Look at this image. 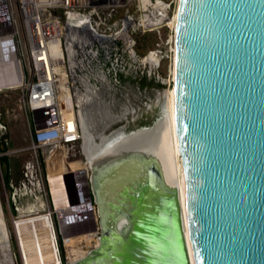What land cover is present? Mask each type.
<instances>
[{
	"label": "water",
	"instance_id": "1",
	"mask_svg": "<svg viewBox=\"0 0 264 264\" xmlns=\"http://www.w3.org/2000/svg\"><path fill=\"white\" fill-rule=\"evenodd\" d=\"M175 15L179 162L151 133L164 108L122 130L88 178L98 243L61 264H264V0H177Z\"/></svg>",
	"mask_w": 264,
	"mask_h": 264
},
{
	"label": "built area",
	"instance_id": "2",
	"mask_svg": "<svg viewBox=\"0 0 264 264\" xmlns=\"http://www.w3.org/2000/svg\"><path fill=\"white\" fill-rule=\"evenodd\" d=\"M176 1L0 0V92H22L32 141L54 156L91 135L90 110L120 89L136 61L131 35L137 25L155 28L156 18L172 16ZM36 113L42 115L33 118ZM7 136L0 117V156L9 152ZM88 178V199L57 198L58 207L51 199L65 245L76 236L87 239V233L94 235L87 241L97 240Z\"/></svg>",
	"mask_w": 264,
	"mask_h": 264
},
{
	"label": "rangeland",
	"instance_id": "3",
	"mask_svg": "<svg viewBox=\"0 0 264 264\" xmlns=\"http://www.w3.org/2000/svg\"><path fill=\"white\" fill-rule=\"evenodd\" d=\"M174 8L175 4H172L169 16ZM131 36L136 61L131 70L125 73L120 89L90 110V130L93 132H90L91 139L86 144L87 149L91 148L94 142H99L102 135L117 130L128 131L138 125L148 124L159 114V109L164 108L166 111L167 95L172 87L173 31L166 22L152 29H146L139 23ZM151 50L158 54L159 59L153 64L143 60ZM139 80L144 82V87L139 86ZM21 96L19 89L0 92V117L7 125V157L10 160L8 184L3 180L4 167L0 162V212L5 219V231L8 235V240L0 237V264H22L12 225L13 218L29 213H47L49 210L57 234V215L53 213L50 195L53 191L50 193L48 183L51 173L56 174L57 163L64 172L66 171L64 182L67 185L68 197L74 200L77 197L76 191L78 194L87 189L84 176L79 173L76 178L72 171L74 169L78 173L77 168H81L86 159L83 141L61 149L59 157L49 154L48 148L45 149L32 141L26 123V109L21 105ZM41 115L33 114V118ZM53 186L54 184H51V187ZM61 186L63 187V184ZM63 193L67 197L64 190ZM91 216L90 223L94 224L95 215L92 213ZM87 235L94 236L92 233ZM57 238L58 251L64 261L70 259L72 250L84 252L95 244V241L76 236L71 240L72 245L69 247L63 244L58 234Z\"/></svg>",
	"mask_w": 264,
	"mask_h": 264
},
{
	"label": "bare ground",
	"instance_id": "4",
	"mask_svg": "<svg viewBox=\"0 0 264 264\" xmlns=\"http://www.w3.org/2000/svg\"><path fill=\"white\" fill-rule=\"evenodd\" d=\"M175 10H176V5H175L172 16L167 19L163 20L161 18H156L154 24L155 23L157 24L155 25V27L159 25L160 23H162V21L166 20V25L171 27L173 31L174 25H175V19H176ZM140 24L141 26H145L144 22H141ZM143 60L149 61V63H152V64L156 63L159 60L158 54L154 50H151L147 53L146 57H144ZM172 75H173V68H172ZM165 112H166L165 118L163 120L158 121L156 125L157 126L156 129L153 130L151 133L156 135L157 129H159V134H163V137L168 144V149L171 155V163L174 162V160H177L179 162V152H178L179 149H178L176 130H175L174 100H173V88L172 87L170 88L168 95H167V108ZM125 134L126 133H124L122 130H119L111 134L102 135L100 137V141L97 143L94 142L91 148H88V149L86 148V144L88 143V140L91 139L90 138L91 135L84 134L82 146H83L86 159L84 162H82L83 166L81 168H77V170L79 169L78 173L74 171V169L72 170L76 175L75 177L77 178L79 176V173H81L85 179L89 177V170L92 169V172H93L97 164L101 162L102 159H105L106 156H108L109 152L110 154H112L113 149L111 148L119 144L120 139L125 138L124 137ZM59 153L60 152L56 154L57 157H59ZM58 160L61 161L60 159ZM97 160H99V162L96 163L95 161ZM55 169H56V174H54L55 172L51 173V176L48 179V183L50 186V193H51V190L53 191V193H51V197L54 201L55 206L58 207L59 206L57 203L59 202L58 199L61 200L62 197L64 196L66 197V195L63 193V190L66 192L67 197L69 195H68V191L66 188L67 185L64 182L65 181L64 176L66 175L65 173L66 171L65 172L63 171L59 163H57V168ZM51 184H54V186L51 187ZM61 184H63V187L61 186ZM179 186H180L181 198H182V203H183V192H182L183 188H182L181 178L179 179ZM59 190H62V191L59 193ZM77 196L78 197H75L74 200L70 197L68 198L69 200L73 202H75L77 198L79 200L83 197L87 198L86 190L78 193ZM86 201H87L86 199L83 200V202H86ZM89 208L92 214L94 210H92L91 207ZM49 215H50L49 213H40V214L29 213L26 216H18L12 219L13 230H14V234L16 237L22 264H61V259H60V256L58 253V247L56 244L55 230L52 224L53 223L52 218H50ZM94 215L96 216V212ZM0 237H3L4 240H8V235H7V232L5 231V219L3 215L1 214V212H0ZM88 238L91 239L92 236L87 235V239ZM97 243H98V240L95 241L94 245H96ZM70 245L72 244L69 243L68 246L71 247ZM72 251L73 252H71L72 255L69 257L70 258L69 261L78 259L87 252V251L83 252L80 250H72Z\"/></svg>",
	"mask_w": 264,
	"mask_h": 264
},
{
	"label": "trees",
	"instance_id": "5",
	"mask_svg": "<svg viewBox=\"0 0 264 264\" xmlns=\"http://www.w3.org/2000/svg\"><path fill=\"white\" fill-rule=\"evenodd\" d=\"M139 86L140 87H144L145 84L144 82H142L141 80H139ZM148 85H150V83H148ZM156 85H160L159 83H156ZM4 147H0V150H3ZM0 162L1 164L3 165L4 167V172H3V180L6 184H8V181H9V166H10V160L9 158L7 157V155H2L0 156Z\"/></svg>",
	"mask_w": 264,
	"mask_h": 264
}]
</instances>
